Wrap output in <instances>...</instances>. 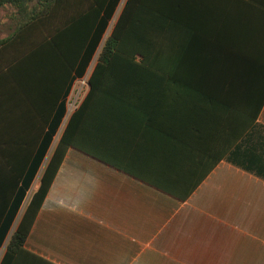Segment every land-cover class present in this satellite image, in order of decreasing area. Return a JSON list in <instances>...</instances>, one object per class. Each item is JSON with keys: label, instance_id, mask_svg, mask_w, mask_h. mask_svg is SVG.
<instances>
[{"label": "crops", "instance_id": "1", "mask_svg": "<svg viewBox=\"0 0 264 264\" xmlns=\"http://www.w3.org/2000/svg\"><path fill=\"white\" fill-rule=\"evenodd\" d=\"M70 2L90 3L0 0L13 10L0 43L20 8ZM133 9L110 80L88 83L72 111L69 76L55 109L63 66L39 59L29 75L16 70L30 35L0 46V264H264V0ZM62 105L58 132L76 113V145L60 152L23 248L8 252L55 150L58 132L39 162Z\"/></svg>", "mask_w": 264, "mask_h": 264}, {"label": "trees", "instance_id": "2", "mask_svg": "<svg viewBox=\"0 0 264 264\" xmlns=\"http://www.w3.org/2000/svg\"><path fill=\"white\" fill-rule=\"evenodd\" d=\"M89 2L88 7H74L73 2H70L73 7L53 8V6L50 5L41 10H36L33 14L27 13L28 9L20 8L19 13L23 18L19 21L20 23L14 35L0 43V46H2L8 44L12 40L15 42L17 40H22V36H31H29V54L26 53L20 60L21 62L16 64V70L23 76L33 73V70H31L29 66H31V63L35 60L51 59L55 65L60 67L63 66V69H61L63 72L57 71L59 74L55 78L56 84H59V87H61L55 88V109L58 107L57 100L60 97L58 92H61L62 86L68 83V76L69 81L71 80V85H73L77 78L83 77L84 72L90 66L95 53L98 51L97 49H99L102 44L104 35L109 26L108 23H110L120 0H89ZM135 2L136 0H126L110 35L100 49L101 52L99 54L97 66L88 80L91 89H94L97 82L103 79L102 76H100V70L106 69L109 71L111 66L118 62L117 53L126 48L124 35L127 29H129L130 14L134 10ZM18 42L22 44V41H17V43ZM123 60L126 61L127 59L123 58ZM64 115L65 105H62L61 109L56 114L52 132L50 131L46 137L43 151L40 153V163L46 154L45 152L52 143L53 135L57 134ZM76 118V113L72 114L67 126H65V131L62 132L55 146L50 163L41 178L40 188L26 208L10 240L7 247L8 252L18 251L23 248L30 227L49 191L56 169L62 161L63 156L59 157V154L61 155L60 152L63 151L65 147L68 148L69 146L76 145V137L72 128ZM47 123H49V121ZM19 203L21 202L18 201L15 203L16 208L10 217H8L2 238L6 236V231L8 233V229H10L14 221L16 212L20 206Z\"/></svg>", "mask_w": 264, "mask_h": 264}, {"label": "rangeland", "instance_id": "3", "mask_svg": "<svg viewBox=\"0 0 264 264\" xmlns=\"http://www.w3.org/2000/svg\"><path fill=\"white\" fill-rule=\"evenodd\" d=\"M125 2H126V0H120V3H119V5H118V7L116 8V11L114 12V15H113V17H112L110 23H108L109 26H108V28H107V30H106L105 35H104V38H103L102 44H101V46L99 47V49H97L98 51H97V53H95V56H94V58H93V60H92V63L90 64V67L88 68V72H87L86 76L83 77V78L77 79V80L74 82V86H73V89H72V94H71V97H70V100H69V102L71 103L70 106H69L70 111H72V110L75 108L76 102H74V101H75L76 99H79V97H80V93H82L83 88L86 87L87 84L89 83L88 80H89V78L91 77V75H92L94 69H95L96 66H97V62H98V58H99V54H100V52H101L100 49H101L102 46L104 45V43H105L107 37L110 35V33H111V31H112V29H113V27H114V25H115L114 23H116V21H117V19H118V17H119V14L121 13V10H122V8H123ZM36 10H40V9H38V8H35L34 10H32V9H28L27 13L33 14L34 12H36ZM12 11H13V10H4V11L2 10V11H0V21H5V22H8V24H10L9 21L11 20L10 17H11V15H12ZM17 12H18V19H19V21H21L23 17H22V15L19 13V10H17ZM19 21H17L18 23H17V25H16V27H15V29H14L13 32L16 31V29H17V27H18V24L20 23ZM7 29H8V28H7ZM1 30L4 31L5 33L7 32L8 34H10V31H8L9 29L6 30V28H5L4 25H3V28H1ZM100 71H101V72H100V73H101L100 76H102V78H103L102 81L110 80V76H109V75H111V74H110V72H109L108 70H106V69H102V70H100ZM62 132H63V127L59 130L58 134H57L56 137H55V143H54V146H56V144L58 143V141H59V139H60V136H61ZM12 226H13V224H12ZM10 228H11V226H10ZM16 228H17V222H16V224L13 226V229H11L12 231H11L10 233H8V238H7L8 245H9V243H10V240H11V238H12V236H13V234H14ZM7 247H8V246H7Z\"/></svg>", "mask_w": 264, "mask_h": 264}]
</instances>
